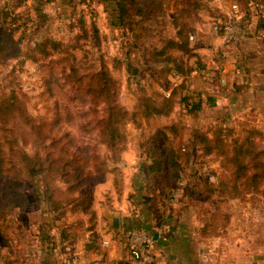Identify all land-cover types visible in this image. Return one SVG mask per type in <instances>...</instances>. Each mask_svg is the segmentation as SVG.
<instances>
[{
    "label": "rangeland",
    "instance_id": "rangeland-1",
    "mask_svg": "<svg viewBox=\"0 0 264 264\" xmlns=\"http://www.w3.org/2000/svg\"><path fill=\"white\" fill-rule=\"evenodd\" d=\"M16 1L0 0V6L3 8L2 11L15 8L13 11L19 13V22L21 25L24 23L28 31L22 29L15 32L14 39L20 43V47L6 51L0 58V97L15 94L24 107V115L7 123H0V142L8 173L5 174L7 178H2L1 182L4 185L0 184V189L3 186L7 187L6 189L9 188L7 184L9 175L22 179L23 176L18 175L23 153L29 156L39 154L44 157L49 151H55L51 150L49 139L43 144L41 140L43 135L49 134L52 126L50 124L57 120L59 125H55L56 129L50 138L59 139L69 135L59 145L64 146L72 138L74 142L69 148L70 151L87 147L89 155H95L98 159L104 160L109 169L107 178L110 177L113 182L117 181V186L113 183L116 192L118 187L120 192L125 187L124 179L130 181L133 177L139 181V184L135 185L132 182L130 187L135 190L140 189L148 197L152 196V190H154L152 181L146 183L145 191L141 188L145 184L144 180L147 179L145 166L150 161L146 159L149 156L148 150L153 147L161 154L165 153L164 150L173 151V154L179 156L180 179L178 181L181 180L183 183L180 188L184 198L180 203L170 202L167 196L169 190H164V200L160 205L152 206L150 202L153 219L157 222L160 220L162 223L163 217L166 213H170L171 209H181L180 211L183 212L188 210L185 215L188 219H192L195 212L200 227L208 224L207 233L201 234L203 237L211 238L217 235L227 237V229L235 228L239 230L237 233L239 238L256 246L257 252L263 255L261 263L258 264H264V196L260 192L261 188L259 192L229 198L226 204L227 209L219 208L220 211L227 212V220L219 214L212 218L210 209H216L217 201L211 189L218 185L219 180L228 178L231 170L228 162L219 153L208 152L202 146H192L189 152H181L177 149L180 143L188 142L192 128L207 129L218 125L223 120L224 125L229 126L234 135L244 137L253 132L254 141L260 148H264V92H258L255 95L257 102L241 104L242 108L245 107L242 110L245 111L244 113L236 111L235 109L241 106L234 101H229L228 95L233 92V89L229 82L225 85L220 84V78L223 77L205 73L202 75V72L191 74L194 67L200 68L204 65L201 56L192 52L190 42L193 39H188L187 50L168 48L164 55H154V52L166 43L167 37L172 35L171 26L162 24L157 19L153 21L140 19L133 25L132 30H127L117 23L115 9L101 1L83 0L60 4L59 0L48 2L43 0V3L38 4L43 6L42 13H36L35 7L27 4L26 0L23 2L19 0L22 2L20 5L15 4ZM240 10V12L245 11L243 8ZM250 11L249 14H252L253 10L250 9ZM162 15L169 19L170 9L164 8ZM225 16L226 14L220 15L219 20H223ZM242 23L241 20V30ZM46 40L49 42L44 44ZM221 44L224 48L233 45H224L222 41ZM262 50L259 60L264 57V44ZM217 56L222 58V53L217 52ZM173 60L177 61L178 67H173ZM102 62L114 81L119 105L129 113L128 119L122 125L125 144L117 164H113L110 151L100 141L98 121L106 117V110L105 104L98 102L97 96L92 92L97 83L94 76ZM260 66L264 69V60H261ZM167 67L174 68L173 72L170 73ZM190 68L191 71L188 72L187 69ZM262 73L264 72L254 79L259 85L264 86ZM185 74L187 77L186 83L183 84L184 91L186 89L191 91L190 89H195L204 83L213 86L212 92L206 90L193 92L201 96L204 101L200 111L194 115H188L184 106L178 101L182 97L178 93L177 103L167 116L154 115L145 118L135 113L140 99L165 94L164 89L168 79L180 81ZM250 80L251 78L243 82L246 86L243 88V95L248 92ZM214 95L219 99H214L216 97ZM222 96H225V99H221ZM227 112H231V118L226 120ZM40 123H47L42 131L34 128ZM172 124L173 127L179 125L181 128L177 141L174 140L173 143L165 141L158 135L161 130L168 131ZM78 155L81 157L83 154ZM64 157L68 158V155ZM201 166H206L207 171L217 177V184L207 179L204 172L199 170ZM198 176L202 177V181L198 179ZM27 182L31 185L33 180L28 179ZM177 186L178 182L171 188V192ZM0 197L8 198L6 195H0ZM29 198L31 200L29 209L15 211L10 216V220L6 218L1 221L0 217V250L9 248L10 243H16L17 249L22 250L25 242L31 244V241L38 247L40 233H45L49 227L50 232L54 231L53 233H57L60 238V229L80 217L68 214L63 222L57 221L42 227L43 217H47V213L43 211L42 205L38 206L32 201V196ZM93 202L94 205L101 204L103 199H100L98 194L94 196ZM129 204V209L139 211L135 200L129 198ZM109 207V210L119 212L120 216L125 217L122 206L119 205L116 209ZM198 209L200 211L205 209L207 212L199 213ZM102 217L100 234L108 235L110 239L116 240V235L121 231L114 234L108 230V220L105 216ZM94 222L96 227V217ZM86 225L88 226V223ZM76 228H68V230L74 232ZM80 228H83L80 233L84 236V227ZM123 229L122 232L125 234L129 228ZM163 230V233L168 235L170 226L168 225L167 230L166 228ZM232 237L233 233L229 234V238ZM85 239L86 236L83 240ZM124 247L127 250L125 245ZM97 261V264H104V259H97ZM97 261L89 259L87 264H96ZM0 264H2L1 260Z\"/></svg>",
    "mask_w": 264,
    "mask_h": 264
},
{
    "label": "trees",
    "instance_id": "trees-1",
    "mask_svg": "<svg viewBox=\"0 0 264 264\" xmlns=\"http://www.w3.org/2000/svg\"><path fill=\"white\" fill-rule=\"evenodd\" d=\"M22 2L24 0H21ZM17 0L15 4L20 5L22 2ZM50 1V0H45ZM75 1L81 2L83 0H62L60 4L74 3ZM200 0H109L111 7L115 9L117 23L127 30H132L133 25L137 24L140 19H157L160 23H165L171 26L172 35L167 37L166 43L161 49L156 50L154 55H164L167 53L168 48H177L181 50L188 49V39L190 34L194 31V19L192 14L197 10L201 3ZM239 5V0H236ZM245 7L250 11V2L259 1L264 6V0H244ZM173 6L174 15L172 18L166 19L162 13L164 8ZM36 13H42L43 6H34ZM0 6V58L6 51L17 49L20 47V43L14 39V33L17 31H28V27L24 26V23L19 22V13L13 10H3ZM241 9V8H240ZM135 14V15H134ZM264 14V10H263ZM258 16V30H264V15L257 13ZM10 17L11 21H8ZM42 17V16H41ZM135 18H137L135 20ZM43 19V18H42ZM96 31V29H94ZM49 41H44L46 44ZM40 43V42H38ZM169 59V57H168ZM264 60V57H263ZM174 68L179 64L176 60H173ZM174 68L167 67L169 72H173ZM188 72L191 71L187 69ZM97 79V83L92 92L97 96L98 102L105 104L106 117L98 121V127L100 128L99 137L101 143H104L107 149L110 151L113 164L119 162V154L123 150L125 144V134L122 129V125L128 119L129 113L123 109L117 101V92L114 87V81L108 74V71L101 63L99 71L94 76ZM187 74H185L182 82L174 88H171L172 81L168 79L165 91H169V95L165 94L154 97H143L138 102L136 107V114H140L142 117L148 118L154 115L167 116L171 113L174 106L177 103V94H181V99L178 100L184 106L188 115H194L200 111L202 103L200 101L193 100L186 91L183 90V84L186 83ZM88 92L90 91L87 90ZM140 111V113H139ZM24 115V107L20 103L15 94L10 96L0 97V123H7L9 120L13 121L16 117ZM59 122L54 121L50 125V132L48 135H43L41 144L46 140H50L49 146L51 150L46 153L44 157L39 154L29 156L23 153L20 158L19 175L23 176L22 179H18L17 176L9 175L8 186L0 189L1 196H8V198L0 197V217L1 221L10 220L12 214L15 211H24L31 207V200L29 196H32V201L38 206L42 205L43 211L47 213V217L44 218L42 227H47L51 223L57 221H64V218L68 214L70 215H85L87 216L86 229L92 230L95 227V212L89 205V193L93 186L103 183L107 179V168L104 160L98 159L95 155L88 154L87 147L77 148L76 151H70L69 148L73 145V139L70 138L67 144L64 146L59 145L65 137V135L59 139L50 138L55 131V125ZM47 123H40L34 128L43 130ZM173 124L168 128V131L161 130L158 135L168 142L173 143L177 141L180 135L179 125ZM253 132L240 137L234 135L229 126L224 125V120L218 125L203 129L192 128L190 139L187 143H180L178 150L181 152H189L192 146L205 147L208 152L215 151L221 155L230 167V174L228 178L219 180L218 185L211 189V193L214 194L217 201L216 209H210L211 217L221 215L225 220L228 219L226 211H220V207L226 210L227 200L229 198H237L239 196L252 193L262 192L264 196V148H260L258 144L252 138ZM151 147V146H150ZM149 147V148H150ZM165 153H159V150H148L146 159L150 160L146 168V175L142 185L143 191L146 189V183L152 181L154 183L153 196L147 198L144 204L148 205L152 202V205L158 206L164 200V190H169L167 196L171 192V188L180 179L179 174V156L173 154V151L164 150ZM78 154H83L79 157ZM68 155V158L64 156ZM23 158V159H22ZM7 173L6 159L4 157V151L2 150V144L0 142V184H2V178ZM33 180L31 185L27 180ZM198 179L202 181V177L198 176ZM7 180V179H5ZM4 180V181H5ZM121 181V180H120ZM114 185L117 186V181L114 180ZM122 183V182H120ZM4 185V184H2ZM29 185V187H28ZM120 187L117 189V193ZM3 190V191H2ZM5 192V193H4ZM184 196L177 202L180 203ZM2 200V203H1ZM181 209H171L169 215H178ZM200 212H207L203 209ZM208 224L200 227V233L205 235L207 233ZM80 228L84 227V222L81 217L76 221H72L66 224L60 229V239H70L71 231L68 228ZM50 228V227H49ZM49 238V237H48ZM91 247V244L87 245V248ZM1 256V250H0ZM6 264H14L11 261H5Z\"/></svg>",
    "mask_w": 264,
    "mask_h": 264
},
{
    "label": "crops",
    "instance_id": "crops-1",
    "mask_svg": "<svg viewBox=\"0 0 264 264\" xmlns=\"http://www.w3.org/2000/svg\"><path fill=\"white\" fill-rule=\"evenodd\" d=\"M59 1L62 2V0ZM97 1H101V3L111 7L109 0ZM234 1L236 0L199 1L201 6L192 14L194 31L190 34L193 36V41L190 43L192 52L201 56L204 68L203 66L200 68L194 67L191 74L194 75L202 72V75L205 73L206 75H218L225 78L226 82H229L228 84L233 89V92L228 95L229 101H234L236 102L235 104L240 105L241 107H237L235 110L239 111V113H244L245 111L242 110L245 107L242 108L241 104H251L253 101L257 102L255 95L258 92H264L263 84L259 85L254 79L258 74L264 72L263 67L260 66L263 59H258L259 55L263 53L264 30L261 31L257 28L259 23L257 12L251 8L253 11L252 14H249L251 11L246 9L245 1L239 0V7L245 10L241 12L243 23L240 40L226 48L221 46V39L214 33L211 25L219 21L220 15L226 14L230 10V6ZM26 3L34 7L39 3H43V0H26ZM11 9L14 10L15 8ZM169 9V18H172L174 15L173 6L171 5ZM217 52L222 53V58L217 56ZM249 78L251 80L248 83V92L243 95V88L246 87L243 85V82ZM203 85L187 91L193 100H198L202 104H204V101L201 99V96L199 97V95L193 94V92H199V90H202V92L203 90L214 91L213 86L206 83ZM214 99L218 100L219 97L216 96ZM221 99H225V96H222ZM225 115L226 120L231 118V112H227ZM132 182L135 185L139 184V181L133 177L130 181L124 179L125 187H123L120 193L115 191L110 177L105 182L92 187L88 202L96 215V227L92 230L85 229L87 226V216L76 215L84 220V236L80 233V230L83 228H76L74 232L71 231L70 235L72 237L70 239H60L57 233H53L54 231L50 232L48 228L45 233H40L38 247L31 241L33 245L25 242L26 244L22 250L17 249L16 243H10V247L7 249L2 248L0 258L2 264L5 261H11L14 264H87L89 259L95 261L97 259H104V264H144L130 260L123 242L118 240L119 234L123 233V228L127 229L135 225H141L148 234L154 236L155 258L152 264L261 263L263 255L257 252L254 244L239 238L237 234L239 230H235V228L227 229V237L226 235H217L211 238L203 237L200 233V222L196 219L195 212L192 219L185 218L188 210H185L186 212L179 211L177 212L178 215L175 216L166 213L162 223L160 220V223L157 222L156 219H153L152 212H150V203L148 205L144 204V201L149 197L140 189L136 188L135 190V188H131L130 184ZM98 194L99 198L103 199V203H96L97 205H94V196ZM104 195L107 196L104 197ZM106 198L108 199L106 200ZM129 198L138 203V212L129 209ZM119 205L122 206L121 208H123L125 217L120 216L119 212L109 210V206L116 209ZM112 213H115L119 218L118 232H121H117L118 234L114 233L110 228V216ZM102 216H105L108 220V230L117 234L116 240L110 239L111 237L109 238L108 235L100 234L99 228L103 222ZM168 225L170 226V233L165 235L163 229L168 227ZM231 233H233V237L229 238V234ZM85 236L86 239L83 240ZM103 240L108 241V244L102 245ZM58 243H60L59 246ZM88 244H91V247L87 248ZM95 263L97 264L98 261Z\"/></svg>",
    "mask_w": 264,
    "mask_h": 264
},
{
    "label": "built area",
    "instance_id": "built-area-1",
    "mask_svg": "<svg viewBox=\"0 0 264 264\" xmlns=\"http://www.w3.org/2000/svg\"><path fill=\"white\" fill-rule=\"evenodd\" d=\"M250 6L257 13L263 14L264 6L261 2L255 1L250 2ZM240 7L237 1H234L230 10L226 13V16L223 20H219L212 25V30L215 34H217L224 45L235 44L240 40L241 36V12ZM10 21V17L8 18ZM189 39H193V36L190 35ZM184 77L180 79V81H172L171 88L177 87L183 80ZM220 84L225 85L226 81L224 78H220ZM169 91L165 92V95H169ZM200 171L204 172L207 179L214 184L218 183L217 177L207 171L206 166H201ZM182 181H178V186L176 189L172 190L169 194L170 202H177L183 196L182 189ZM166 230L168 227H165ZM118 240L122 241L123 244L127 248L128 258L132 261L142 262L144 264H152L154 262V236L148 234L145 229L141 225H136L128 229L127 233L119 234ZM103 245H107L108 241H102Z\"/></svg>",
    "mask_w": 264,
    "mask_h": 264
},
{
    "label": "water",
    "instance_id": "water-1",
    "mask_svg": "<svg viewBox=\"0 0 264 264\" xmlns=\"http://www.w3.org/2000/svg\"><path fill=\"white\" fill-rule=\"evenodd\" d=\"M110 228L114 233L118 232L119 218L115 213H112L110 216ZM155 238H156V234H155Z\"/></svg>",
    "mask_w": 264,
    "mask_h": 264
}]
</instances>
